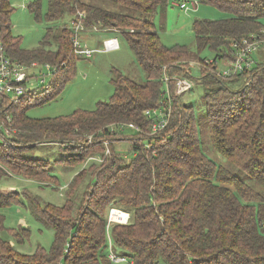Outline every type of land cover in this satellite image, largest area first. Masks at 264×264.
<instances>
[{"label": "trees", "instance_id": "16d2710c", "mask_svg": "<svg viewBox=\"0 0 264 264\" xmlns=\"http://www.w3.org/2000/svg\"><path fill=\"white\" fill-rule=\"evenodd\" d=\"M46 2L45 20L50 23L65 15L75 22L77 13L84 12L86 30L121 34L145 80L136 81L112 68L109 100L66 117L28 118V103H23V98L34 92L15 103L2 101L0 107L11 116L7 125L22 146L0 141V180L16 174L56 183L48 173V162L27 154L35 143L55 140L63 144L90 135L91 147L98 153L104 149L103 139L123 135V124L133 123L141 132L128 139L132 158L122 165L118 160L123 157L110 147L109 163L102 174L98 172L93 182L85 184L91 187L84 193L86 203L70 196L81 172L67 186L60 206L21 191L32 217L51 228L54 238L48 250L38 246L32 254L19 252L15 244L28 240L30 229L7 227L0 213V264H112L105 252L109 203L129 214L126 224L114 223L108 229L114 253L132 264H264V60L255 63L250 72L227 79L212 75L206 67V73L200 69L205 126L211 147L229 163L222 166L204 153L193 111L184 113L189 107L177 99L175 103L173 97L168 125L156 135H148L150 120L144 112L159 107L166 98L164 74L185 76L186 60L196 56L184 45L166 46L160 41L153 18L166 0ZM198 2L229 14L217 20H193L198 52L208 47L215 52L214 58L224 59L231 55L232 43L264 37L260 22L264 0ZM40 6V0L27 5L36 19ZM13 10L9 0H0V47L6 56L21 63L35 61L55 67V79L48 89L41 90L44 99L52 98L72 77L79 58L73 53L71 26H48L36 48L22 49L12 30ZM52 45H57L56 51L51 50ZM245 78L240 88L227 84ZM19 198L16 190L0 189V209L17 204Z\"/></svg>", "mask_w": 264, "mask_h": 264}, {"label": "rangeland", "instance_id": "374dc122", "mask_svg": "<svg viewBox=\"0 0 264 264\" xmlns=\"http://www.w3.org/2000/svg\"><path fill=\"white\" fill-rule=\"evenodd\" d=\"M14 8L10 15L13 34L17 35L19 39V46L22 49H34L45 35L48 26L55 25L62 28L64 25H69L72 17L65 15L61 20L50 23L45 20L46 0H40V17L35 18L34 13L27 9V5L34 0H9ZM183 1L196 3V7L187 11L179 8V4ZM229 14L222 12L217 7L207 4H199L198 0H166V4L159 5L156 14L153 18V23L159 35L160 41L166 46L184 45L192 53L196 54L200 59L214 58L215 52L208 47L201 49L199 52L196 49L194 42V35L192 31V22L194 19H208L217 20L228 17ZM264 27V17L260 19ZM84 29L83 31H85ZM99 30V28H98ZM92 31V30H91ZM59 32L55 31L54 33ZM117 38L119 49L105 51L102 48V43L107 39ZM264 39V37H262ZM80 39L88 48L96 50L91 57H79L74 62V74L63 84L62 90L54 97L44 99L45 92L38 88L32 95L23 98V103H28L25 114L30 119H45L55 117H66L78 110H93L99 101H107L113 94V86L110 83L112 68H116L125 76L131 79L142 82L145 80V74L134 60L124 37L119 33H105L100 31L90 32L87 29L80 33ZM57 49V45H52L51 50ZM196 56L189 57L185 62L186 72L183 74L169 75L179 78H186L191 81V89L184 93L172 94L175 103H186L189 107V114L192 110L194 113V125L197 128L199 140L202 142L204 153L209 156L215 163L222 166H228L229 163L221 154L214 151L211 147L208 130L205 126L206 121V107L204 105V91L200 85L201 72H208L207 69L199 65V60ZM255 63H260L264 60V42L260 45L258 51L253 54ZM220 67L223 63L219 60ZM201 69V72H200ZM37 81L40 77L38 69L34 70ZM45 72V69H42ZM55 79L53 77H46V83H50ZM33 85L38 82L33 80ZM246 83L244 80H237L233 83H227L230 88H240ZM173 85V82H172ZM169 87L171 83L169 82ZM164 90L167 93V85L164 84ZM173 90V87H172ZM171 90V91H172ZM181 95V96H180ZM177 99V102H176ZM20 100V99H18ZM16 105V104H15ZM192 105V107L188 106ZM118 134L110 136L109 148L113 146L115 152L123 157L124 160H118L122 165L132 158L130 142L128 139L135 136L133 130L125 128L122 136ZM91 138V139H90ZM17 138L14 133L5 139L4 143L14 147H21L22 143H17ZM63 144L55 140H47L42 143H35L33 150L27 154L33 159H41L48 162V173L56 183L39 179H26L18 175H11L10 178L0 180V189L16 190L20 192L19 202L11 204L8 207L0 209V213L5 217V225L7 227H17L19 225L28 227L30 229L29 239L21 244H15V248L24 254H32L36 247H43L48 250L54 238V232L51 228H46L39 224L31 215L30 204L28 199L21 191L26 190L27 194L37 196L41 201L50 203L55 206H60L65 200L67 186L76 178L79 172L82 176L75 181L77 182L71 197L76 200H84L86 203V196L84 193L89 191L91 187L85 184L90 180L93 182L94 176L100 172L102 174L103 168L109 163L108 156L103 162H96V159L103 156L104 150L95 153L96 150L91 147L93 141L92 136L85 137L80 135ZM107 139H103V141ZM75 141V142H73ZM114 143V144H113ZM152 145V143H151ZM67 160V161H65ZM71 178V179H70ZM70 180V181H69ZM79 180V182H78ZM66 186L64 183L68 182ZM59 182L60 186H55ZM90 183V182H89ZM88 183V184H89ZM88 202V199H87ZM107 216L111 208L122 210L119 206L107 205ZM106 209V206H105ZM125 212V211H124ZM127 213V212H126ZM129 216V214H128ZM107 253V249H105ZM112 264H128V263H112ZM158 264H164L159 262Z\"/></svg>", "mask_w": 264, "mask_h": 264}, {"label": "built area", "instance_id": "2783aa9c", "mask_svg": "<svg viewBox=\"0 0 264 264\" xmlns=\"http://www.w3.org/2000/svg\"><path fill=\"white\" fill-rule=\"evenodd\" d=\"M188 1L181 2L178 6L180 9L187 11L191 7L195 8L196 3L191 2V5L187 4ZM84 12H78L75 18V22L71 21V45L73 53L79 57H91L96 50L88 48L82 43L80 39V33L84 32L85 29L82 18H84ZM264 42V39L260 36H252L250 38H244L239 42L232 43L231 57L227 58H204L200 60L199 65L206 67L218 78L227 79L239 75L244 72H250L255 61L253 54L258 51L260 45ZM102 48L105 51L117 50L119 44L117 38L107 39L102 43ZM219 60L222 61L223 67H220ZM38 69L40 77L37 81L34 70ZM45 69V72H42ZM56 73V68L48 63L31 62L30 64H24L19 61L13 60L6 56L0 47V104L2 101L8 103H15L21 97L31 92H35L38 88L46 90L50 87V83H46V77H53ZM33 80L38 82L33 85ZM162 81L167 85L166 98L163 100L161 105L156 108L146 110L145 116L150 120L148 135L153 136L163 131L169 123L172 114V94L184 93L191 89V81L186 78H179L176 76L170 77L169 74H164ZM173 82V90L170 91L169 82ZM11 123V116L6 113L4 109L0 107V141L2 139L10 137L14 133V129L9 127L7 124ZM122 127L133 130L134 132L140 133L141 130L138 126L133 123L123 124ZM91 139V138H90ZM91 144V143H89ZM104 152L103 156L93 159L96 162H103L108 156H110L109 141L104 140ZM145 148H149L150 144L146 143ZM128 213L119 209L111 208L109 215L107 216V258L112 263H128L132 264L124 256H119L114 253L112 248V240L109 233V226L118 223L126 224L128 222Z\"/></svg>", "mask_w": 264, "mask_h": 264}, {"label": "crops", "instance_id": "0c3cea01", "mask_svg": "<svg viewBox=\"0 0 264 264\" xmlns=\"http://www.w3.org/2000/svg\"><path fill=\"white\" fill-rule=\"evenodd\" d=\"M184 11V10H183ZM115 38V37H114ZM119 49V48H118ZM71 179V178H70ZM73 179V178H72ZM70 181V180H69ZM69 181L68 182H66V183H64L66 186L68 185V183H69Z\"/></svg>", "mask_w": 264, "mask_h": 264}]
</instances>
